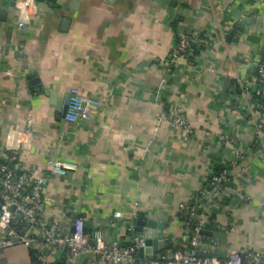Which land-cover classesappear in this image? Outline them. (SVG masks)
I'll use <instances>...</instances> for the list:
<instances>
[{
	"label": "crops",
	"instance_id": "obj_1",
	"mask_svg": "<svg viewBox=\"0 0 264 264\" xmlns=\"http://www.w3.org/2000/svg\"><path fill=\"white\" fill-rule=\"evenodd\" d=\"M185 34L208 44L173 56ZM263 62L264 0H0V152L31 128L17 166L44 179L50 226L85 212L88 231L126 245L142 215L170 239L159 257L190 245L192 214L227 236L200 232L217 240L205 252L264 254V136L241 85L259 81ZM73 88L90 118H65ZM52 158L78 167L55 173ZM0 264H33L30 249L2 248Z\"/></svg>",
	"mask_w": 264,
	"mask_h": 264
},
{
	"label": "built area",
	"instance_id": "obj_2",
	"mask_svg": "<svg viewBox=\"0 0 264 264\" xmlns=\"http://www.w3.org/2000/svg\"><path fill=\"white\" fill-rule=\"evenodd\" d=\"M20 25H24V22H20ZM206 43L208 44L207 40L199 35H182L172 55L186 54L194 45ZM260 75L264 77V62L260 67ZM252 83L241 84L242 91L249 96H252V90L259 82ZM262 83L264 85V80ZM158 93L161 96V91ZM69 94L71 96L65 118L70 121L90 118L92 114L80 98L78 89H71ZM254 110L257 134L264 136V103L258 101ZM171 119L174 125L191 131L184 114H177ZM15 132L19 133L15 143L9 142L0 152V249L25 245L39 252V260L42 264H59L53 252L49 251L51 245L73 258L88 255L109 264H264V254L256 251H250L244 255L242 251L234 249L226 258L217 255H197V252H205L217 244L215 239L210 243L202 240L200 232L203 229V221L201 220H198L193 228L194 233L188 247L179 248L172 255H161L153 259H138L139 249L146 244L145 238L137 237L134 242L126 245H120L115 241L110 242L102 229L88 231L85 220L81 217L71 219L68 227L50 226L44 216L46 208L43 197L44 179L34 177L26 170L18 174L13 163L18 162L25 155L23 147H26L27 142L32 139V130L31 128L14 129L10 138L14 137ZM236 156H238L237 153ZM49 164L55 173L62 175L78 167L74 161L68 159L52 158ZM219 181L220 176L215 174L212 182ZM182 207L194 210L185 204ZM116 216H121V213H116Z\"/></svg>",
	"mask_w": 264,
	"mask_h": 264
},
{
	"label": "water",
	"instance_id": "obj_3",
	"mask_svg": "<svg viewBox=\"0 0 264 264\" xmlns=\"http://www.w3.org/2000/svg\"><path fill=\"white\" fill-rule=\"evenodd\" d=\"M71 94H68L65 98L66 108L67 104L70 101ZM56 102V101H55ZM59 105V103L57 102ZM65 113V112H64ZM85 212H80L77 214L78 217H84ZM20 217L19 215H17ZM84 219V218H83ZM134 224V229L132 230V237H143L146 239V244L139 249V255L142 257H154L160 251H164V249L171 246L170 239L164 236L162 232V225L156 223L152 219H145L144 216H140L139 218H135L132 221L127 222L128 226ZM86 228H91V221L85 222ZM201 233L209 234L213 236H217L222 240L226 239V234L220 230H210V229H202ZM1 237V232H0ZM135 241V240H134ZM133 241V242H134ZM199 256H214V253L210 252H197Z\"/></svg>",
	"mask_w": 264,
	"mask_h": 264
},
{
	"label": "trees",
	"instance_id": "obj_4",
	"mask_svg": "<svg viewBox=\"0 0 264 264\" xmlns=\"http://www.w3.org/2000/svg\"><path fill=\"white\" fill-rule=\"evenodd\" d=\"M207 45L206 44H196L193 46V53H198L199 50H201L202 48H204L205 46ZM261 77V75H260ZM262 79L260 80L259 79V83H257V85L253 88L252 90V99H256V101H260L262 103H264V85L262 83V80H264V77L262 76L261 77ZM258 90H260V92H258ZM255 101V100H254ZM14 163V166H15V171L19 174V173H22L23 170L19 168V166H17V163L18 162H13ZM221 170H223V168H219L217 172H221ZM227 178H229V175L228 173L225 172V174H223V183L227 180ZM212 176H210V179H209V183H210V180H212ZM209 187H210V184H208ZM183 219L185 221H188L189 222V230L191 231L193 229V227L195 226L196 222H197V217L192 215V214H185L182 216ZM177 249V248H176ZM30 253H31V256H32V263L33 264H42V261L39 260V252H37V250L35 249H30ZM155 258V257H153ZM153 258H147V259H153ZM138 259H144L143 257L139 256L138 255ZM57 263L59 264H65L64 261L62 260H58Z\"/></svg>",
	"mask_w": 264,
	"mask_h": 264
}]
</instances>
